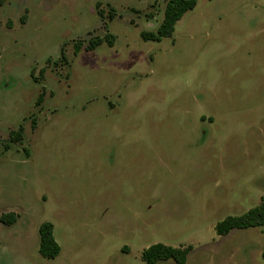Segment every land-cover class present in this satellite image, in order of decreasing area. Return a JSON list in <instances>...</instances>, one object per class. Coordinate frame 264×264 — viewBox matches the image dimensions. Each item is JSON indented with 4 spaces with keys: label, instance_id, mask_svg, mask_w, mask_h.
<instances>
[{
    "label": "rangeland",
    "instance_id": "obj_1",
    "mask_svg": "<svg viewBox=\"0 0 264 264\" xmlns=\"http://www.w3.org/2000/svg\"><path fill=\"white\" fill-rule=\"evenodd\" d=\"M166 5L0 0V218L17 217L0 264H145L159 243L192 246L187 264H264L262 228L215 231L264 198V0H197L144 42Z\"/></svg>",
    "mask_w": 264,
    "mask_h": 264
},
{
    "label": "trees",
    "instance_id": "obj_2",
    "mask_svg": "<svg viewBox=\"0 0 264 264\" xmlns=\"http://www.w3.org/2000/svg\"><path fill=\"white\" fill-rule=\"evenodd\" d=\"M197 7V0H167L164 12V18L156 32H142L141 38L144 42L160 43L165 38H172L176 31L177 23L184 15ZM113 18V14H111ZM115 37L107 35L105 39L92 40L87 47L88 50L94 51L107 42L109 46H114ZM82 45L76 46V53L80 51ZM42 102V99L39 100ZM23 128L11 133V142H19L23 135ZM9 148V145L6 146ZM14 213L4 214L0 222L12 226L16 222ZM252 228H262L264 230V198L261 204L247 213L240 216H229L224 221L218 223L215 231L219 237L228 236L234 230H247ZM40 235V255L47 260H55L61 253V246L54 236V225L50 222L43 223L39 229ZM193 251L192 246L172 247L165 244H155L146 249L142 254V260L145 264H157L173 260L175 264H187L188 257ZM264 259V254H263Z\"/></svg>",
    "mask_w": 264,
    "mask_h": 264
},
{
    "label": "crops",
    "instance_id": "obj_3",
    "mask_svg": "<svg viewBox=\"0 0 264 264\" xmlns=\"http://www.w3.org/2000/svg\"><path fill=\"white\" fill-rule=\"evenodd\" d=\"M54 236H55V231H54ZM56 238V237H55ZM56 241H57V239H56Z\"/></svg>",
    "mask_w": 264,
    "mask_h": 264
}]
</instances>
